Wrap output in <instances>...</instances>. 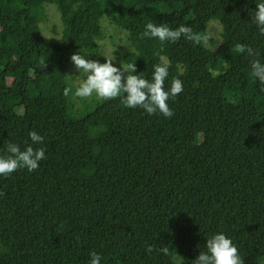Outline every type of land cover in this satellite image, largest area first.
Returning a JSON list of instances; mask_svg holds the SVG:
<instances>
[{"label": "trees", "instance_id": "obj_1", "mask_svg": "<svg viewBox=\"0 0 264 264\" xmlns=\"http://www.w3.org/2000/svg\"><path fill=\"white\" fill-rule=\"evenodd\" d=\"M44 2L0 0V155L36 131L46 157L0 178V264H87L93 251L101 264H190L218 232L244 264H264V93L235 51L264 60L252 0H56L64 31L49 43L36 20ZM104 15L128 32L134 74L169 58L166 86L183 84L170 119L118 100L70 114V57L99 50ZM150 21L198 37L216 22L221 40L161 45L142 38Z\"/></svg>", "mask_w": 264, "mask_h": 264}, {"label": "clouds", "instance_id": "obj_2", "mask_svg": "<svg viewBox=\"0 0 264 264\" xmlns=\"http://www.w3.org/2000/svg\"><path fill=\"white\" fill-rule=\"evenodd\" d=\"M250 21L257 30V35L264 38V0L255 2V10L251 11ZM142 38L156 40L161 45H174L181 39L184 41H200L205 43L208 37H198L190 26L180 24L171 28L167 23L147 22L144 25ZM128 50V49H127ZM235 51L244 54L248 59L249 74L258 90L264 93V60L257 57V52L251 47L236 45ZM88 55L80 49L71 55L70 62L80 79L74 86L64 90L79 100L95 97L96 100L119 101L122 109H140L148 116L158 115L165 119L173 117L174 112L169 107V101H175L182 93L183 84L178 78H172L168 85L171 62L165 55H159L158 62L152 65L151 74L146 78L144 73L136 75L135 63H123L119 68L114 66V56L105 59L104 63L86 59ZM44 137L36 131L28 133L26 146L21 147L13 142H6L4 155H0V178H7L19 169L32 173L36 171L45 157V149L40 147ZM204 250L190 264H244L238 249L232 239L224 232L212 234L205 240ZM148 255L158 252L168 254L167 246H147ZM87 264H101L102 257L95 251L89 253Z\"/></svg>", "mask_w": 264, "mask_h": 264}, {"label": "rangeland", "instance_id": "obj_3", "mask_svg": "<svg viewBox=\"0 0 264 264\" xmlns=\"http://www.w3.org/2000/svg\"><path fill=\"white\" fill-rule=\"evenodd\" d=\"M258 0H252L255 4ZM43 14L37 15V25L39 38L46 43L53 40H61L64 31V24L62 22L61 13L59 11L56 0H45L44 6L41 9ZM102 35L97 40L99 50L92 53L89 50H82L84 54L88 55L86 59L95 60L99 63H104L105 59H111L114 56V66L120 67L124 62V56L129 53H134L135 49L129 41V34L127 31L115 26L107 16L101 18ZM220 26L216 22L210 24L207 33L208 40L206 45L212 46V42H219ZM128 49V50H127ZM78 51L72 52V55ZM80 79L78 73L73 68L72 64L66 72L67 88L74 86ZM67 102L69 104L70 114L76 118H83L93 113L104 102L98 101L95 97L86 100H79L70 95H67Z\"/></svg>", "mask_w": 264, "mask_h": 264}]
</instances>
